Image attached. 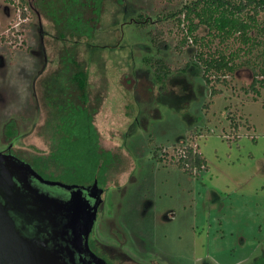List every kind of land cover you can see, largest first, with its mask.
I'll return each mask as SVG.
<instances>
[{
	"label": "rangeland",
	"instance_id": "1",
	"mask_svg": "<svg viewBox=\"0 0 264 264\" xmlns=\"http://www.w3.org/2000/svg\"><path fill=\"white\" fill-rule=\"evenodd\" d=\"M195 1L104 0L91 36L60 37L40 0H0V151L14 121L17 155L45 157L57 141L52 105L86 72L87 109L116 155L91 222L109 264H264V11L245 35H226L204 0L189 12ZM171 14L158 51L153 21ZM222 57L231 70L203 77L204 60ZM185 144L206 160L194 177L174 163Z\"/></svg>",
	"mask_w": 264,
	"mask_h": 264
},
{
	"label": "trees",
	"instance_id": "2",
	"mask_svg": "<svg viewBox=\"0 0 264 264\" xmlns=\"http://www.w3.org/2000/svg\"><path fill=\"white\" fill-rule=\"evenodd\" d=\"M203 3L206 6L204 9L206 20H211L215 29L226 35L234 32L245 35L253 27L256 16L264 11V0H204ZM199 4L198 0L193 2L189 12H192ZM103 5L104 0H40L39 2V8L57 29L60 37L65 32H68L70 36H91L100 19ZM247 12L252 13L248 20H245ZM173 15L153 21L155 27L150 31V40L152 46L158 51L164 44L163 24L166 20L172 19ZM22 16L25 17L24 12ZM60 22L64 23L65 28L57 27ZM185 41L186 39H181L179 45L177 47L174 45L173 48L181 51ZM204 63L206 70L203 71V77L206 71L213 68L231 70L228 63L224 61V57L220 61L204 60ZM150 67L157 79L167 78L172 72L169 65L160 58L151 60ZM67 83L68 88L72 89H68L66 99L58 105H52L56 118V144L50 154L48 152L45 157L28 158L29 163L40 175L48 179L57 177L65 183L86 184L97 178L101 183H105V173L111 168L116 155L101 145L100 136L93 124V115L87 109L86 72L74 71L68 77ZM257 83L258 81L253 79L251 88L253 89ZM17 133L14 121L4 125L3 135L6 142L16 138ZM174 157L177 167L192 177L206 167L203 155L189 144L181 145ZM49 161H52L59 169L56 176H49L46 173L49 169Z\"/></svg>",
	"mask_w": 264,
	"mask_h": 264
},
{
	"label": "water",
	"instance_id": "3",
	"mask_svg": "<svg viewBox=\"0 0 264 264\" xmlns=\"http://www.w3.org/2000/svg\"><path fill=\"white\" fill-rule=\"evenodd\" d=\"M32 182L37 187L33 188ZM21 185L28 186L30 192L26 194ZM40 188L44 191L53 188L56 193L69 192L70 201L60 203ZM83 191H90L94 203L85 201V205L94 213L103 193L96 180L89 188L49 181L29 164L9 154H0V264H74L73 254L67 253L64 257L65 249L63 251L60 244L64 238H74L83 224L86 226L81 217L83 206L76 202L77 197H84ZM27 225L36 231L32 238L24 233ZM40 226L47 227L55 242L42 239L41 230L38 232ZM83 246L87 251L86 240ZM101 264L107 263L102 261Z\"/></svg>",
	"mask_w": 264,
	"mask_h": 264
},
{
	"label": "flooded vegetation",
	"instance_id": "4",
	"mask_svg": "<svg viewBox=\"0 0 264 264\" xmlns=\"http://www.w3.org/2000/svg\"><path fill=\"white\" fill-rule=\"evenodd\" d=\"M93 124H94V120H93ZM11 143H12V141L8 142L9 146L6 147V149L1 150L0 154H4V155L9 154L11 156H14L19 161L29 164L34 169V171L37 174H39L38 171H36L35 168L31 165V163L27 162L24 159L25 158L24 156H22V158H20L17 155L18 153L11 148ZM52 148L53 147L50 148L49 154H50ZM51 164H53L55 166L54 169L56 168V171L59 173L58 167L52 161H49V168L51 167ZM44 179H46V178H44ZM95 180L97 182H99V184L102 186L103 192H104L105 187H106L105 183H101L97 178H95L91 183H86V184L65 183L61 180L58 181L57 179H51V178L49 179V181H57V182H62L66 185H72V186H78V187H87V188H89L95 182ZM18 185L20 186L19 183H18ZM36 185L37 184H35V182L31 183V186L33 188L37 187ZM21 188L25 193L27 191L30 192L28 186H25V185L22 186L21 185ZM39 190L42 191L43 189L40 188ZM43 192L48 194L49 197H53V198L56 197L58 199L57 201H59L60 203H62L63 201H70L69 192H66V193L58 192V193H56V191L53 188H49L45 191L43 190ZM89 194H90V191H83L84 197L83 198H81V197L76 198V202L83 206V211L81 213V217L83 218L86 226H84V224H83V226L81 228H79V230H77L74 233V238H69V237L64 238L62 243L60 244V248L62 250L65 249V251L63 250L64 252L62 254L64 257L66 256L67 253L73 254L72 255L73 257L71 260L73 261L74 264H101L102 261L109 264L106 260H103V258L97 252L99 251V253L103 254V255H104V253H102L100 250H98L96 252L93 249L94 247L98 249V247L96 245L95 234L93 232V226H92L91 222H93V215L97 214L98 209L101 207V200L99 201V204L95 210V213L93 214V213H91L92 211L90 212V211H88V209H86L87 206L85 205V201L88 202L89 204L94 203V200L89 196ZM84 210H86V211H84ZM46 226L48 227V225H46ZM47 227L44 228V226H42V227L40 226L41 229L39 228L38 232H40V230H41V232H42L41 237L45 241L49 242V240H51L52 242H55L54 241L55 239H53V236L51 237V235L49 234ZM35 232L36 231L33 228H31V226L27 225L24 227L25 235H27L31 238L35 235ZM85 240H86L87 248H88L87 251H84V246H83V243L85 242ZM66 261H68V259H66Z\"/></svg>",
	"mask_w": 264,
	"mask_h": 264
}]
</instances>
